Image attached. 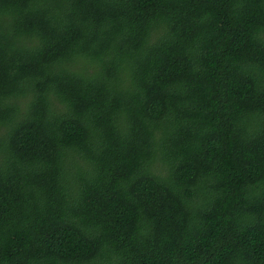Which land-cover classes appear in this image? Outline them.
<instances>
[{
  "label": "trees",
  "instance_id": "16d2710c",
  "mask_svg": "<svg viewBox=\"0 0 264 264\" xmlns=\"http://www.w3.org/2000/svg\"><path fill=\"white\" fill-rule=\"evenodd\" d=\"M0 264H264V0H0Z\"/></svg>",
  "mask_w": 264,
  "mask_h": 264
}]
</instances>
